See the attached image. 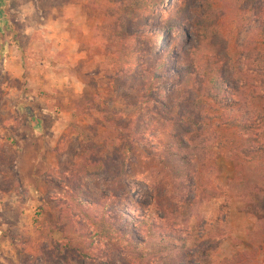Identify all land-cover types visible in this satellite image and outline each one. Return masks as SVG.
Listing matches in <instances>:
<instances>
[{
    "label": "rangeland",
    "instance_id": "374dc122",
    "mask_svg": "<svg viewBox=\"0 0 264 264\" xmlns=\"http://www.w3.org/2000/svg\"><path fill=\"white\" fill-rule=\"evenodd\" d=\"M203 1L164 0L146 14L151 28L136 9L127 25L140 23L136 55L122 66L111 63L108 47L113 28L122 26L129 11L125 0H0V264H134L94 237L95 227L73 195L90 218L111 221L119 233L113 239L123 244V234L144 239L141 222L157 218L154 197L169 204L167 185L177 189L169 204L176 215L156 219L160 233L180 234L190 251L218 244L211 252L215 263L264 264V162L243 158L238 173L212 134L215 126L227 128L233 121L246 126L245 134L223 133L244 139L252 133L258 150L264 146L261 122L247 101L223 113L202 97L201 81L198 90L183 91L179 79L189 64L182 50L203 35ZM210 1L218 32L238 56L239 78L224 66L221 78L228 88L257 85L264 66L251 54L264 58V0ZM175 11L188 39L166 26ZM162 31L153 48V37ZM150 48L153 63L166 68L158 88L148 90L137 77V63ZM184 131L189 159L199 162L197 173L214 194L197 214L181 217L176 212L193 191V175L181 190L169 170L158 193L151 185L166 152L188 151L175 143ZM112 141L123 151L132 147L127 159L114 158L102 177L86 176L83 167L107 154ZM83 238L91 239V257L79 260L64 245L79 241L85 247Z\"/></svg>",
    "mask_w": 264,
    "mask_h": 264
},
{
    "label": "trees",
    "instance_id": "16d2710c",
    "mask_svg": "<svg viewBox=\"0 0 264 264\" xmlns=\"http://www.w3.org/2000/svg\"><path fill=\"white\" fill-rule=\"evenodd\" d=\"M126 2L128 3L126 7H129V11L126 13L127 15H124L122 26L113 28L112 35H114V38L111 40L112 46L108 47L109 60L111 63H121V65L123 64L122 66L129 65L130 61L136 55L134 46L135 41L138 39H136L134 35L140 23H131L129 29L127 25L129 24L130 18L137 15L136 9L142 10V14L137 15L141 17L140 22H143L145 27L151 28L152 23L148 21L149 17H147L146 14L162 6L164 0H125V3ZM202 5L204 8V16L201 20L203 35L202 37H197L194 44L182 50V54L189 59V64L181 71L179 76V79L182 81V90L196 91L199 88L197 84L201 81L203 86L199 89L202 97L217 106V109L223 113L235 109L239 105L240 100H245L249 103L250 108L255 112L257 118H259L261 122L259 128L264 129V77L257 79V85H251L246 82H244L243 85H237L235 88H228L225 85L224 80L221 78L223 66L232 71L234 78H239L238 74L240 72L237 67L238 56L231 48L230 42L224 39V37L222 38L218 32L216 11L212 7V2L210 0H204ZM166 23L168 27L177 28V30H175V35L178 38L184 36L188 39V33L185 28L180 25L177 11H175L174 16L166 21ZM160 34H165V31L159 32L156 37H153V48L157 47L158 36ZM260 37L264 38V24L260 28ZM153 51L154 50L150 48V51H148L144 57L138 56L139 62L137 63V77L140 78L141 82L144 84H148V90L158 88L166 68L163 62L157 64L153 63ZM251 57L254 58L255 62H259L264 66V58L262 55L260 56V53H252ZM140 59H143L142 62H140ZM129 76H132V73ZM225 87L228 91H225ZM226 126L227 128H223L221 125L215 126L212 134L215 136L214 140L222 144L231 154L232 162L238 173L243 170V158L264 162V146L258 150L253 148V145L257 144V141L255 139L256 136L253 137L252 133L245 139L223 133L227 129L229 132H235L234 134L238 132L245 134V129H247L246 126L238 125V123H234L233 121H229ZM203 127L204 126L201 128ZM260 140L264 143V133ZM174 142L175 141L172 139L170 145L176 143L180 148L186 145L187 147L183 148L184 151H188L184 155H180L178 151L174 153L169 151L166 152L160 168H157L153 172L154 184L151 185L152 190L158 193V191L164 187L165 182L163 179L168 177L165 170H169L172 178L178 181L176 185L178 190H181L185 186L183 181L185 179L187 180V178L189 179L190 175H193L191 176L193 191L189 192L184 198L180 210L176 213L181 217L182 215L186 216L190 212L197 214L201 202L212 197L214 193L206 187L201 174L197 173L199 162H193L189 159L188 153L190 148L188 147V133L184 131L182 133V139ZM110 143H113L114 146L108 148L107 154L83 167V173L86 176L93 178L102 177L108 172L110 162L114 160V158L124 156V158L127 159L132 147L123 151L115 146L114 141ZM128 144L132 145L131 142ZM178 147L175 146V149H178ZM168 186L169 185H167L165 191V201L171 204L174 201V195L177 189L173 190L175 185L171 188H168ZM168 193H170L169 197ZM73 197L76 200L77 208H80V214L95 227L98 235L95 234L94 237H99L101 240L106 241L112 249L119 253L128 254V256L132 258V261L134 260V264H233V262L228 260L222 263H215L212 261L211 252H216L218 250V244L208 247L209 249L198 248L194 251H190L187 249V239L181 237L180 234L160 233L159 227L156 225L155 221L158 219L165 220L164 218L168 217L167 213H172V208L169 204H161L158 198L154 196L153 202L156 205L155 213L158 219H153L151 222L149 220L141 222V225L144 226V239L136 242L128 237L129 233L123 234V244L113 239V236H117L119 233L113 229L111 221L104 224L102 219L90 218L88 214L84 212L83 208H86V205L82 203L80 196L76 193ZM173 214L174 213H172L171 216L176 215ZM218 228V226H214V229ZM83 239L85 240L83 241L85 242V247L79 241L76 242L77 244L66 241L64 245V248L70 253H75L79 260L91 257L88 252L86 253L87 249L90 250L86 248V241L91 239ZM104 258H106L105 255ZM182 258L187 259V261L181 262ZM234 260L237 261L236 258Z\"/></svg>",
    "mask_w": 264,
    "mask_h": 264
},
{
    "label": "crops",
    "instance_id": "0c3cea01",
    "mask_svg": "<svg viewBox=\"0 0 264 264\" xmlns=\"http://www.w3.org/2000/svg\"><path fill=\"white\" fill-rule=\"evenodd\" d=\"M36 119V118H35ZM35 127H40V121L39 120H35Z\"/></svg>",
    "mask_w": 264,
    "mask_h": 264
}]
</instances>
